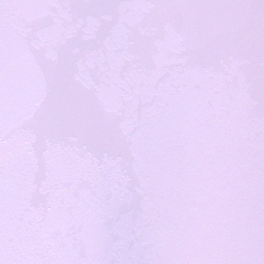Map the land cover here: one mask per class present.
<instances>
[{
	"label": "snow or ice",
	"instance_id": "snow-or-ice-1",
	"mask_svg": "<svg viewBox=\"0 0 264 264\" xmlns=\"http://www.w3.org/2000/svg\"><path fill=\"white\" fill-rule=\"evenodd\" d=\"M0 264H264V0H0Z\"/></svg>",
	"mask_w": 264,
	"mask_h": 264
}]
</instances>
